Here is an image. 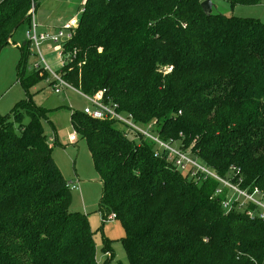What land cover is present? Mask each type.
<instances>
[{
  "label": "trees",
  "instance_id": "1",
  "mask_svg": "<svg viewBox=\"0 0 264 264\" xmlns=\"http://www.w3.org/2000/svg\"><path fill=\"white\" fill-rule=\"evenodd\" d=\"M202 1L85 0L65 78L86 94L105 89L162 139L223 177L240 167L241 186L264 191V22L207 15ZM33 3L0 0V53L31 23ZM27 45H18L17 71L26 98L0 115V264H102L87 214L70 210L46 110L29 92L48 74L26 70ZM72 122L103 182L100 202L124 227L130 264H264V221L245 212L253 206L227 211L217 180L178 171L153 141L129 138L113 120L75 111Z\"/></svg>",
  "mask_w": 264,
  "mask_h": 264
},
{
  "label": "rangeland",
  "instance_id": "2",
  "mask_svg": "<svg viewBox=\"0 0 264 264\" xmlns=\"http://www.w3.org/2000/svg\"><path fill=\"white\" fill-rule=\"evenodd\" d=\"M212 3L213 12H221L227 16L254 17L264 22V1L257 5L238 4L234 7L226 0H212ZM84 4L85 0H38L35 11L38 32H54L68 20L79 17ZM29 29V23L20 26L12 36L15 44L10 43L0 53V115L9 113L19 101L26 98L27 92L17 80L21 58L18 44L28 43L29 55L24 59L26 70L30 73L39 71L42 76L45 74L37 67L43 66L40 53L27 40ZM55 46L56 44L44 42L41 50L45 60L57 70L59 61ZM29 92L33 95L35 103L46 110L42 121L48 138L53 137L50 144L54 146L53 156L56 163L68 180L77 181L80 185V190H72L73 201L70 210L87 214L90 226L95 232L97 260L102 264H130L122 243V237L125 236L124 227L119 220L109 219L113 213L100 202L103 182L95 169L87 140L76 132L72 122L73 112L78 111L81 114L84 108L90 105L89 100L72 88H65L61 93H56L46 79L30 86ZM29 120V117L25 118V122ZM117 126L121 128V125ZM149 131L154 133L151 128ZM72 135L76 136V140H72ZM132 137L138 139L133 134L129 136L131 139ZM106 241L110 242L113 252L110 260V253L104 250Z\"/></svg>",
  "mask_w": 264,
  "mask_h": 264
},
{
  "label": "built area",
  "instance_id": "3",
  "mask_svg": "<svg viewBox=\"0 0 264 264\" xmlns=\"http://www.w3.org/2000/svg\"><path fill=\"white\" fill-rule=\"evenodd\" d=\"M31 13V23L30 29L27 32V40L35 46L42 57L43 66L38 65L37 67H40L43 72L48 74L46 81L52 86L56 93H61L65 88L76 89L66 80L65 68H67L69 63L73 61L76 56V51H71L67 47V43L78 29L81 15L75 19L68 20L54 32H49L47 30L38 32L39 25L35 17V8L33 6ZM44 42L56 44L55 52L58 56L59 69L54 70L43 57L41 46ZM171 70V66L166 68V72ZM76 90L90 102V105L86 106L83 110L88 117L96 120H113L121 125L127 133L126 136L129 137L133 134L137 137H144L153 141L156 144V155L166 153L168 160L173 162L178 171L183 173L188 172L192 177H196L198 180H202V178L206 179L207 177H212L217 180L219 186L215 191V195H221L227 190L222 200L223 208L227 211H231L234 207L245 210V208L251 205L253 208L251 207L245 210L249 218H260L264 221V191L258 186H255L252 190H250V188H243L241 185L244 182V177L240 167L232 165L229 170L230 175L223 177L207 164L194 158L188 150L180 148L176 141L162 139L157 133L154 134L149 131V128H151L150 126H142L132 114L121 111L119 104L106 96L105 89H101L92 95L86 94L78 89ZM48 140L49 143H51L53 137L48 138ZM72 140H76L75 135H72ZM232 174L233 177L231 176ZM234 177H237L236 181H233ZM67 187L71 191L80 190V185L77 181H69ZM109 219H116V215L113 213Z\"/></svg>",
  "mask_w": 264,
  "mask_h": 264
},
{
  "label": "water",
  "instance_id": "4",
  "mask_svg": "<svg viewBox=\"0 0 264 264\" xmlns=\"http://www.w3.org/2000/svg\"><path fill=\"white\" fill-rule=\"evenodd\" d=\"M37 3L33 4V7L36 8ZM202 9L203 11L207 14V15H211L214 11V5L212 3V0H204L201 3Z\"/></svg>",
  "mask_w": 264,
  "mask_h": 264
},
{
  "label": "crops",
  "instance_id": "5",
  "mask_svg": "<svg viewBox=\"0 0 264 264\" xmlns=\"http://www.w3.org/2000/svg\"><path fill=\"white\" fill-rule=\"evenodd\" d=\"M72 181V180H71Z\"/></svg>",
  "mask_w": 264,
  "mask_h": 264
}]
</instances>
